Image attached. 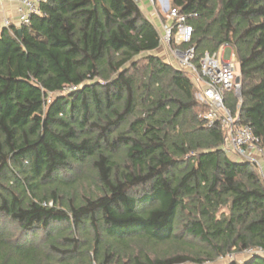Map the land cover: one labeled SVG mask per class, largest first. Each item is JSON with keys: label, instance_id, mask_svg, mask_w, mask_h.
Here are the masks:
<instances>
[{"label": "trees", "instance_id": "16d2710c", "mask_svg": "<svg viewBox=\"0 0 264 264\" xmlns=\"http://www.w3.org/2000/svg\"><path fill=\"white\" fill-rule=\"evenodd\" d=\"M264 146V0H171ZM0 30V264H264V182L224 148L135 0H48ZM19 29L22 33H19Z\"/></svg>", "mask_w": 264, "mask_h": 264}, {"label": "built area", "instance_id": "2783aa9c", "mask_svg": "<svg viewBox=\"0 0 264 264\" xmlns=\"http://www.w3.org/2000/svg\"><path fill=\"white\" fill-rule=\"evenodd\" d=\"M48 0H20L17 8L18 24L16 26L29 25L34 15L41 13V4ZM141 3V0H135ZM155 5L159 2L166 8L168 23L163 27L161 42L169 45L189 44L193 37V27L188 24L187 17L181 15L179 10L171 8L170 0H150ZM13 23L9 18L3 20V28H12ZM230 48L225 45L222 52ZM233 53V52H232ZM174 54L179 57L178 68L184 70L194 85L198 101L207 106L205 113L201 115L208 127L220 123L225 136V150L238 161H247L256 165L264 182V146L255 137L251 127L242 124L238 115L226 106V93L233 92L237 97L241 94V82H237L240 76L238 64L234 53L225 58L218 53L211 55L205 53L199 65L195 63V50L181 51L176 49ZM258 254L264 256L263 249L248 250L246 255Z\"/></svg>", "mask_w": 264, "mask_h": 264}, {"label": "crops", "instance_id": "0c3cea01", "mask_svg": "<svg viewBox=\"0 0 264 264\" xmlns=\"http://www.w3.org/2000/svg\"><path fill=\"white\" fill-rule=\"evenodd\" d=\"M19 3L20 0H0V30L3 29V20L6 18H9L13 25L19 26L17 14ZM140 7L162 36L163 27L169 22L166 18V8L159 2L153 5L150 0H141ZM227 56H229V52Z\"/></svg>", "mask_w": 264, "mask_h": 264}, {"label": "rangeland", "instance_id": "374dc122", "mask_svg": "<svg viewBox=\"0 0 264 264\" xmlns=\"http://www.w3.org/2000/svg\"><path fill=\"white\" fill-rule=\"evenodd\" d=\"M177 48H174L173 45H169L168 43L161 42L160 48L153 52V55L159 56L162 60L165 62L174 65L175 67L178 68V63H179V57L174 54L175 50ZM229 52V56H231L234 53V50L232 47L224 50H220V54L223 55L225 58H227V53ZM233 52V53H232ZM233 59H235L236 63L238 64L239 68V73H240V65L238 63V60L236 58V55L234 53V57L232 56ZM196 98H198V94H196ZM234 157V156H233ZM245 258V255L243 256H229L228 258H225L223 260L218 261L217 263H205V264H229L231 261H238V262H243Z\"/></svg>", "mask_w": 264, "mask_h": 264}, {"label": "water", "instance_id": "95a60500", "mask_svg": "<svg viewBox=\"0 0 264 264\" xmlns=\"http://www.w3.org/2000/svg\"><path fill=\"white\" fill-rule=\"evenodd\" d=\"M19 33H22V30L19 29ZM241 80H240V77L237 79V82L239 83Z\"/></svg>", "mask_w": 264, "mask_h": 264}]
</instances>
